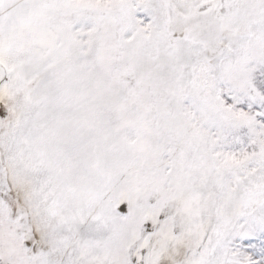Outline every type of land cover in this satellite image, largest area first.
<instances>
[{"label":"snow or ice","instance_id":"1","mask_svg":"<svg viewBox=\"0 0 264 264\" xmlns=\"http://www.w3.org/2000/svg\"><path fill=\"white\" fill-rule=\"evenodd\" d=\"M0 264H264V0H0Z\"/></svg>","mask_w":264,"mask_h":264}]
</instances>
